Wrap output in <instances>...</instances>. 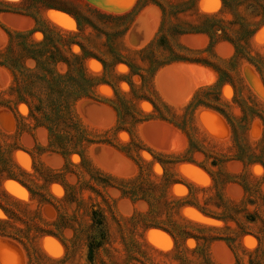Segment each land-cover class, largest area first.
Instances as JSON below:
<instances>
[{
    "label": "rangeland",
    "instance_id": "374dc122",
    "mask_svg": "<svg viewBox=\"0 0 264 264\" xmlns=\"http://www.w3.org/2000/svg\"><path fill=\"white\" fill-rule=\"evenodd\" d=\"M0 1L19 4L34 17L0 14V51L7 44L3 29L31 30L30 39L39 42L38 30L45 29V23L110 67L105 74L97 59L83 60L86 73L95 80L94 97L75 100L70 116L61 112L51 123L50 140L39 126L43 117L17 101V94L9 90L12 77L0 67V264H264V165L250 163L264 161V0H230L225 7L220 0H197L194 7L189 0H153L162 15L152 4L132 11L137 0L118 11L108 5L121 0H78L105 15L132 11L124 37L119 34L127 22L99 17L73 1ZM46 6L78 10L87 21L78 29L72 17L45 10ZM205 16L215 22L209 28L211 38H232L238 54L229 64L232 45H214V64L228 72L225 76L233 86L221 85L219 101L211 100L212 93L204 101L221 106L236 126L238 118L244 121L251 113L262 120L253 117L241 137L244 163L236 160L240 148L223 117L205 107L192 116L184 114L200 88L218 89L216 72L173 63L154 73L151 91L148 56L128 52L150 44L160 24L159 33L168 45L180 42L192 50L204 49L205 35L179 37L177 31L199 27ZM144 36V41H137ZM70 51L81 54L76 44ZM154 52L164 60L163 48ZM245 54L258 63L262 79ZM118 59L130 61L143 80L116 63ZM25 64L34 66L32 60ZM56 70L64 73L65 64L58 63ZM105 77L113 89L103 83ZM142 96L152 97L186 132L158 119ZM102 136H113L129 156L117 146L100 143ZM102 177L114 180L115 186H107ZM179 203L190 205L178 208ZM93 210L103 217L101 227L92 224ZM99 238L102 245L88 261L89 243Z\"/></svg>",
    "mask_w": 264,
    "mask_h": 264
},
{
    "label": "trees",
    "instance_id": "16d2710c",
    "mask_svg": "<svg viewBox=\"0 0 264 264\" xmlns=\"http://www.w3.org/2000/svg\"><path fill=\"white\" fill-rule=\"evenodd\" d=\"M30 1L36 2L39 0H23V3ZM66 1L76 2L79 5L92 11L94 14L98 15L99 17L112 19V20H121L122 22L124 21V23L127 22V24H125V27H123V29L119 34L121 35V37H124L129 24L133 20L132 11L135 10V12L137 13L140 9L144 8L146 5L152 4L159 9L161 15L163 14V10L161 9L160 5L153 0H137L132 11L121 16H110V15L101 14L89 8L86 5L80 4L78 0H66ZM189 1L193 5V7L196 5L197 0H189ZM220 2L224 7L231 3L230 0H220ZM45 10H57L72 17L78 29L80 28L81 24L84 23V21H87L85 15L81 14L78 10L72 11L67 8L59 7V6H48V7L46 6ZM4 13L25 15L34 19V17L27 10H22L19 4L18 5L7 4L0 1V14H4ZM211 17L212 16H205V19L197 28H194L192 30H180L179 32L177 31L179 37L187 34L205 35L208 38V44L204 49L192 50L185 47L180 42H177L174 46L168 45L166 36L159 33V29L161 28V24H160L159 29L157 30L150 44H148L145 48L141 50H137V51L130 50L128 52L131 55L137 54V55H145V57L148 56L149 65L147 68L148 69L150 68L149 79H150L151 91H152V79L154 73L163 66H167L173 63L197 64L211 68L214 72H216L218 74V80L216 82L218 84V89L213 91L205 87L200 88L192 97L191 101L185 106L184 114L188 113V115L192 116L194 111L198 107H205L212 111H215L221 117H223V119L227 122L231 130L233 143L238 145L240 148L239 149L240 153L236 157V160H239L240 162L244 163L245 161L244 155L246 152H244L243 149L244 145L241 144V137L244 138L243 137L244 133L246 132L247 127L253 117H257L260 120L261 118L258 114L251 113L250 118L244 119V121H241V119L238 118L237 121L240 123L239 125L236 126L235 123L228 116V114L224 112L221 106L204 101V97L210 98L211 93L214 99L211 98L210 99L213 100L214 102H216V100L219 101V89L221 85H223L224 83H229L231 85V81L228 78L229 77L228 72L225 70H221V68L220 69L217 68L216 65L214 64L217 62L213 54L214 45L217 44L219 41H225L232 45L234 49V55L230 59L226 60V62L229 64H231V62L233 61L234 56L238 54L237 46L233 42L232 38L221 37L217 41H214V39L211 38V35L209 33L210 32L209 28L212 27V25L213 27H215L214 26L215 22L211 20L212 19ZM44 28L45 29L38 30L39 33L42 34V39L39 42H34L30 39V35L32 33L31 30L25 32H16V31L3 29L5 34L7 35V44L5 48L0 51V67L5 69L11 75L13 80V85L9 90L17 94L16 95L17 101L23 102L29 108L30 113L33 114L34 112H37L40 114V116L43 117L42 122H40L39 126L43 127L47 131L48 138L50 140L51 135L53 133V129L51 128L52 127L51 123L54 122L55 119H60L59 115L61 112L66 110V113H68V115L70 116L69 110L75 100H77L78 98L94 97L92 90L95 84L94 83L95 80L86 73L83 66V62H84L83 60L86 58L97 59L102 64L103 71L105 72V74L106 72L108 74V70H110V67L105 66L102 59L96 57L93 54L87 53L84 47L82 46V44L68 40V38L63 36V34L57 32L56 30L51 29L45 23H44ZM214 31L221 33L220 30H214ZM253 33L254 32H252L250 36L253 35ZM116 37H118V35H116ZM72 44H76L80 48L81 54L79 56L71 53L70 46ZM156 47L159 49L163 48L166 51L164 60H159L155 57L154 49ZM206 54L210 56L209 59L205 57ZM244 59L256 70V72L259 74V76L262 79L263 76L261 74L258 63L255 62L252 58H249L248 55L246 54L244 55ZM27 60H32L34 62V66L32 68L26 66L25 62ZM218 60L224 61L220 59ZM58 63L65 64L66 71L64 73H59L56 70V65ZM116 63H121L126 65L129 70V73L136 74L143 80V76L139 72L134 71L132 67L133 65L130 63V61H127L125 59H118ZM225 75H227L228 77ZM103 79H102L103 83L109 85L113 89L114 85L112 84V82L108 81L106 77ZM37 90L38 93H36ZM26 93L29 94L31 93L38 99L35 100L34 96L32 95L30 97H28L27 95L26 97L25 96ZM141 98L148 101L149 104L152 105L154 110L153 113L158 119L168 121L169 123L176 126L178 129L182 130L183 132L185 130L186 132L187 129L184 126H182L181 128L178 127L176 124H174L171 118H168V116L164 114L163 110L160 108V106H158V104L152 97L142 96ZM107 105L116 114L118 113L116 105L112 101L107 102ZM160 105L163 109L169 111V108L167 106H164L163 104ZM242 117L246 118L247 116H242ZM70 118L72 119V117ZM142 119L144 120V116L142 117ZM116 126H117V122H116ZM115 128L113 130H116ZM83 136L86 137V139H92L89 138V136H87V134L84 133V131H83ZM112 138L113 136H111V139L104 138V136H102L98 138V140L100 143H105L109 146H117L114 142V139ZM119 149L121 152L129 156L128 152L123 151L122 148L120 147ZM53 151L64 156V154L60 153L58 150L54 149ZM77 154L82 158V155H80L79 153ZM252 162H258L264 165L263 160L254 159L250 163ZM101 179H103L102 181L106 180L105 183L107 182V186H115L114 180H110L109 178H103V177ZM119 190L123 194H126L123 192L121 186H119ZM182 205H190V204L179 203L177 207L179 208ZM201 213L206 215V213H204L203 210H201ZM91 221L93 226L101 227L103 225L102 215L101 214L96 215L95 210L91 212ZM162 230H164L172 238H174V235L169 230L165 228ZM101 245H102V238H99L97 240V243L95 244L93 242L89 243L88 261H92L93 251L98 249Z\"/></svg>",
    "mask_w": 264,
    "mask_h": 264
},
{
    "label": "bare ground",
    "instance_id": "6f19581e",
    "mask_svg": "<svg viewBox=\"0 0 264 264\" xmlns=\"http://www.w3.org/2000/svg\"><path fill=\"white\" fill-rule=\"evenodd\" d=\"M130 3V0L127 2V3H123V1L121 0V1H116L115 3H111V4H109L108 5V7H110L111 9H113V10H115V11H118V10H124L128 5H130L129 4ZM108 11V10H107ZM111 11V10H110ZM148 33H150V32H148ZM145 35V34H144ZM147 38V36H144V37H141V39H137V41L138 42H142V41H144L145 39ZM151 38V37H150ZM178 85V84H177ZM178 86H180V85H178ZM181 88V87H180ZM187 90H189V89H187ZM187 92V91H186ZM189 92H191V91H189ZM189 94V93H188ZM190 95V94H189ZM178 97H180V96H178ZM182 98V97H181ZM180 98V99H181ZM187 98V97H186ZM185 99V98H184Z\"/></svg>",
    "mask_w": 264,
    "mask_h": 264
},
{
    "label": "water",
    "instance_id": "95a60500",
    "mask_svg": "<svg viewBox=\"0 0 264 264\" xmlns=\"http://www.w3.org/2000/svg\"><path fill=\"white\" fill-rule=\"evenodd\" d=\"M54 11H56V12H60V11H57V10H54ZM60 13H62V12H60ZM63 14H64V13H63ZM48 18H49V17H48ZM53 18H54V17L50 16V19L53 20ZM203 118H204V117H202V119H203ZM203 121L205 122V119H203ZM210 131H211V130H210ZM211 132H212V131H211ZM154 230H156V229H154ZM157 231H159V230H157ZM160 232H162V231H160ZM162 233H164V232H162ZM147 239L151 240V237L148 236Z\"/></svg>",
    "mask_w": 264,
    "mask_h": 264
}]
</instances>
